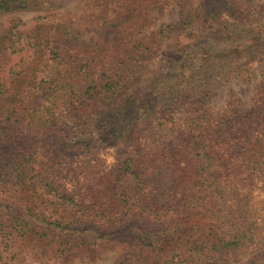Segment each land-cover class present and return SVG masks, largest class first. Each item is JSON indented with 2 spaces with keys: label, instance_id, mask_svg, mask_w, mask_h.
Returning a JSON list of instances; mask_svg holds the SVG:
<instances>
[{
  "label": "trees",
  "instance_id": "obj_1",
  "mask_svg": "<svg viewBox=\"0 0 264 264\" xmlns=\"http://www.w3.org/2000/svg\"><path fill=\"white\" fill-rule=\"evenodd\" d=\"M166 2L90 0L94 20L121 21L83 51L65 24L31 37L16 22L0 30V72L32 39L31 61L0 80V137L13 147L0 184L44 230L0 220V264L68 263L117 246L118 264H264V0H198L143 35ZM37 3L0 0V12ZM192 28L202 38L181 45L189 58L174 50L171 77L159 74L160 47ZM49 44L68 67L38 82ZM79 132L87 139L73 140Z\"/></svg>",
  "mask_w": 264,
  "mask_h": 264
},
{
  "label": "rangeland",
  "instance_id": "obj_2",
  "mask_svg": "<svg viewBox=\"0 0 264 264\" xmlns=\"http://www.w3.org/2000/svg\"><path fill=\"white\" fill-rule=\"evenodd\" d=\"M38 3L35 7L28 8L26 10L15 11V12H0V30L7 28L11 22L20 23L19 30L26 33L30 37L32 36V31L40 25H58L65 24L66 32L69 33L71 37L84 45L83 50L94 47L96 44L102 42L106 34L107 24H116L121 21L120 14H112L107 19L94 20V15L96 16V8L90 3V0H36ZM198 0H168L163 6H157L152 9L149 14L148 23L146 26L140 30L143 35H150L153 32H157L165 29L168 25H174L178 22L180 18L181 6H188V8H194ZM42 32V31H40ZM50 34L52 31L50 30ZM200 34L195 28L189 29L187 32H174L170 35V40L164 43V46L160 47L157 60L155 61V68H161L159 74L168 75L171 77L170 69L164 68L166 64V57L171 54L174 50H177L176 55L178 60L183 63L189 58V54L193 51L190 48H182L181 45L194 42L196 40H201ZM24 44L23 42L20 43ZM32 39L29 38L26 44L22 46V50L16 54L10 55L5 61L2 67V72H0V80L4 79L7 72L14 66L25 65L32 59ZM216 50L219 49L218 46L214 47ZM51 44L44 47V57L41 62V66L37 72L38 82L41 80H46L52 73L63 72L64 68L68 67L66 64L67 58L64 57L63 63L56 65V63L51 59L50 55ZM74 52L71 51L70 54ZM76 54V61L73 63L76 66L84 65V55ZM181 59V60H180ZM71 60V59H70ZM105 64L101 67L93 70L94 78L97 82L100 81V75L103 73ZM86 72V68H83ZM229 87L234 90L239 89L238 84H231ZM2 142L0 144V157L4 160H8L12 153L13 147L11 146L9 140L4 139L3 136L0 137ZM73 140H84L87 137L80 132L72 137ZM62 143V142H61ZM57 143V145H61ZM63 144V143H62ZM64 145V144H63ZM4 165V162L0 161V167ZM45 199L52 200V197L45 196ZM54 202L55 210H66L65 207L60 206L58 202ZM24 207L19 203L15 195L12 194L8 186H1L0 184V220L1 222L8 226L9 222L16 219L18 222H22L28 225L32 229H38L41 232L44 230L41 226L30 216H28ZM67 210H73L69 207ZM86 243L93 242V237L91 235L85 236ZM2 244H0V251H2ZM126 254V249L122 246L110 247L102 252H100L96 258H91L89 256H83L75 258L68 263H62L55 259H44L41 262H34L29 259L24 260L20 263H8V264H118L120 263ZM6 253L4 256H7ZM246 260V259H245Z\"/></svg>",
  "mask_w": 264,
  "mask_h": 264
}]
</instances>
